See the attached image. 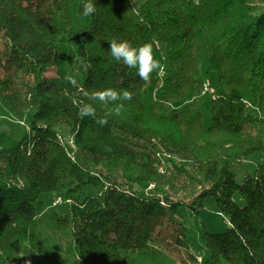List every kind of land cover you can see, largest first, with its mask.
<instances>
[{"label": "trees", "instance_id": "obj_1", "mask_svg": "<svg viewBox=\"0 0 264 264\" xmlns=\"http://www.w3.org/2000/svg\"><path fill=\"white\" fill-rule=\"evenodd\" d=\"M78 1L87 25L72 29V0H0V110L26 125L15 141L0 124V264L158 258L152 249L158 229L176 226L180 211L197 216L208 199L228 226L214 234L201 225L206 255L198 263L189 255L190 264H264V164L240 183L232 172L264 152V0L262 6L254 0H92L96 12L89 16L83 14L88 0ZM59 36L74 41L72 55ZM113 38L134 47L152 43L165 73L141 80L136 69L112 58ZM206 42L204 75H214V94H202L198 71ZM72 64L83 67L78 87L65 79ZM48 71L52 77H45ZM108 87L134 93L121 115L106 126L78 117L82 101L98 116L114 107L84 96ZM200 100L208 125L193 111ZM60 126L74 150L60 140ZM156 147L191 169L170 160V177L159 176ZM148 185L154 190L146 192ZM179 185L199 191L185 203L163 190ZM88 188L97 194L86 195ZM43 196L52 198L50 206L58 196L67 208L48 220L74 255L35 240L36 218L48 204ZM180 229L175 241L183 246Z\"/></svg>", "mask_w": 264, "mask_h": 264}, {"label": "rangeland", "instance_id": "obj_2", "mask_svg": "<svg viewBox=\"0 0 264 264\" xmlns=\"http://www.w3.org/2000/svg\"><path fill=\"white\" fill-rule=\"evenodd\" d=\"M254 2L257 5L262 4V0H254ZM78 7L79 1L72 0L69 8L70 25L72 29L84 28L87 25L86 21L79 19ZM57 43L66 45L68 54L72 55V53H74L76 46L71 38L59 36L57 38ZM2 44L3 43L0 40V49L2 48ZM208 58L209 51L208 44L206 42L203 47L201 58L199 60L198 71L202 76L204 87L207 89V92L209 94H214L217 90V84L214 75L211 73L208 75H204ZM82 68L83 67L80 64H78L77 66L72 64L67 67L68 75L75 78L78 83H81ZM52 76L53 74L51 71L45 73V77L49 78ZM20 78L26 80L27 76L21 72ZM199 102H201V100L198 101V104L193 107V111L202 113L204 124L208 125L209 115L204 109L201 108ZM0 124L1 129L9 136L10 139L15 141H18L26 131V125L24 122L15 121L2 110H0ZM118 129L120 130V128ZM57 132L61 138L60 140H62L63 142H67L70 137L67 129L60 126L57 128ZM255 135V133H251L249 136L251 139H254ZM150 143L156 146L153 141H150ZM155 153V158L158 161L157 172L159 176L170 177L167 172V166L170 160H172L177 165L186 166L188 170L191 169L190 164L172 158L168 154L164 153L159 147L155 148ZM256 164H264V152L263 156L256 154L247 159H244L241 166H238L232 170V172L236 176L237 183H240L242 181L244 175L252 174L255 170ZM135 190L139 189L135 188ZM152 190H154V186L148 185L145 191L150 192ZM163 190L172 199L180 200L186 203L195 197V195L199 191V188L194 186L188 187L187 185H185V188H183L182 185H179L173 187L164 186ZM96 194L97 191L93 188H88L86 191V195L89 196H94ZM41 200L46 204L48 202V204L46 206V209L36 218V232L34 235L35 240L46 249L64 252L71 256L74 255L71 244L65 238H63L62 241L59 240V235L54 232L52 225L48 220V217L53 214L61 216L66 215L67 208L62 206L52 208L49 205L50 201L52 202V198L48 196H43ZM233 201L240 206L243 205L238 196L233 197ZM174 223L177 227L165 223L161 228L158 229L157 242L152 246V249L159 254L158 258H154L149 254H147L146 256L135 254L131 255L129 260L134 264H190L189 255H191L195 257L196 263H198L200 262L198 260L206 255L205 247L199 240L201 225L205 226V228L209 232L214 234L224 232V230L228 226L226 219L217 213L214 201L212 199H208L204 202L203 210H201L197 216L192 214L189 210L180 211V215L174 217ZM178 227L182 228L183 230V235L185 238V244H183V246H180L175 241L176 235L179 234L178 230L180 228Z\"/></svg>", "mask_w": 264, "mask_h": 264}, {"label": "clouds", "instance_id": "obj_3", "mask_svg": "<svg viewBox=\"0 0 264 264\" xmlns=\"http://www.w3.org/2000/svg\"><path fill=\"white\" fill-rule=\"evenodd\" d=\"M95 12V4L92 0H88L83 5V14L89 16ZM109 47L110 54L115 61H122L128 68L136 69L139 78L145 82L151 79L154 72L158 75L165 73L164 65L160 60L155 58L153 45L150 42L134 47L128 40L113 38ZM65 79L73 87H78L77 80L72 76H66ZM84 96L92 101H98L106 107L115 104L114 107H111L103 115L99 116L93 104L83 101L76 104L78 117L81 119L91 117L100 126H106L110 117H119L121 115L122 110L125 108L124 102H130L133 99L134 93L128 89L118 90L113 87H108L92 92L91 94L84 92Z\"/></svg>", "mask_w": 264, "mask_h": 264}, {"label": "built area", "instance_id": "obj_4", "mask_svg": "<svg viewBox=\"0 0 264 264\" xmlns=\"http://www.w3.org/2000/svg\"><path fill=\"white\" fill-rule=\"evenodd\" d=\"M207 92V89L203 86V94ZM67 144H68V140H67ZM70 146V144H68ZM54 206H56V204H63V201L60 197H55L52 203Z\"/></svg>", "mask_w": 264, "mask_h": 264}, {"label": "bare ground", "instance_id": "obj_5", "mask_svg": "<svg viewBox=\"0 0 264 264\" xmlns=\"http://www.w3.org/2000/svg\"><path fill=\"white\" fill-rule=\"evenodd\" d=\"M68 144H70V147L74 150V144H73V142L70 139L68 140ZM70 155H72V153H70ZM60 205H62V204H56V206H54L52 204L51 207L54 208V207H57V206H60ZM198 261H200V260H198Z\"/></svg>", "mask_w": 264, "mask_h": 264}]
</instances>
